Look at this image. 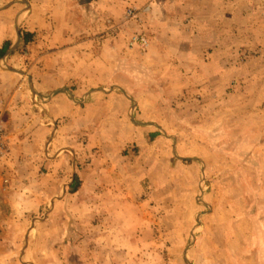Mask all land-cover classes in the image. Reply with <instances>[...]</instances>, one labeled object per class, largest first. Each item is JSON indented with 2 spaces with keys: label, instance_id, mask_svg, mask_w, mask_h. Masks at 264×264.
Returning a JSON list of instances; mask_svg holds the SVG:
<instances>
[{
  "label": "rangeland",
  "instance_id": "1",
  "mask_svg": "<svg viewBox=\"0 0 264 264\" xmlns=\"http://www.w3.org/2000/svg\"><path fill=\"white\" fill-rule=\"evenodd\" d=\"M89 1L0 0V264H264L261 13L211 2L162 62L144 6Z\"/></svg>",
  "mask_w": 264,
  "mask_h": 264
},
{
  "label": "crops",
  "instance_id": "2",
  "mask_svg": "<svg viewBox=\"0 0 264 264\" xmlns=\"http://www.w3.org/2000/svg\"><path fill=\"white\" fill-rule=\"evenodd\" d=\"M91 1H96V0H90L89 3ZM112 1V0H110ZM127 3L129 2H133L136 3L137 5H141L144 6V14L143 16H145L146 20H149V25L151 26L150 31L153 33V45H155L153 47V49L151 50V56H155L158 60V55H160L161 61L164 62V60L167 58V55L172 54V55H176V57H180L186 60V58L183 56L185 55V53H189V52H197L199 51L200 47H204L202 41H200L198 43L199 48H197V44L196 46H193L192 43V37H195L196 39L200 40L203 36L204 33H206V28H207V21L209 20V11L207 6H209V3H217L216 5L218 10H219V15H218V20H221L222 24V28L221 26L219 27V33L222 34V36L225 35V33L227 32V22L224 21L223 19H228L230 20V8H227L230 6V3L228 0H126ZM198 6H201L200 9L197 10L196 9ZM233 12H235V15L238 16V18L240 17V19L243 18H247V21H255V14H260L261 13V17L264 18V0H236L233 3ZM237 7V8H236ZM248 9L250 11H253L252 14H248V15H244V13L242 12L243 10ZM232 9V8H231ZM241 13V14H240ZM262 19V18H261ZM195 20V23L197 21L196 24H194L193 27H191L192 22ZM264 20V19H263ZM245 21V22H247ZM191 22V24H189ZM185 26H181V24ZM250 25V26H249ZM249 29L252 28L251 33H256L257 31V22H252L249 23L248 25H246ZM178 28V29H177ZM181 31L184 34H188L185 31H189L188 36H190V40L188 41L189 45H188V49L182 47V48H178L175 43H179L180 45L183 44V40H175L174 37H176L175 35L177 34V37L179 38L180 35L183 36V33H179L178 32ZM198 31V32H197ZM240 31V30H239ZM244 31V28L243 30ZM192 32V33H190ZM197 32V34L195 33ZM77 38V36H76ZM160 40V41H159ZM159 42V45H162L164 48L161 49L159 47L156 46V43ZM207 47V46H205ZM176 48V49H175ZM81 49H84V46L81 45L78 41L76 42V79H78L80 77V67L82 64H77L80 61V55L79 53L81 52ZM161 50L159 53H157L156 51ZM168 53V54H166ZM181 55V56H179ZM95 58V56H93ZM92 57V58H93ZM165 58V59H164ZM182 59V60H183ZM184 61V60H183ZM156 62V61H155ZM164 64H169V63H164ZM93 65H97V64H93ZM97 68V67H96ZM95 68V69H96ZM105 68L108 69L109 73L111 72L113 66L112 64H109L107 66V64H105ZM95 79V78H94ZM101 78V82L105 83L106 81L104 79H106L104 77V79ZM96 82V79L94 81V83ZM105 154V153H103ZM106 160L107 158H104L102 160H96L97 162L102 161L103 164H106ZM1 165L5 164V161L0 163ZM99 173H94L91 176L93 178V181L95 185L99 184L102 181H105V174L104 177L102 176V171Z\"/></svg>",
  "mask_w": 264,
  "mask_h": 264
},
{
  "label": "trees",
  "instance_id": "3",
  "mask_svg": "<svg viewBox=\"0 0 264 264\" xmlns=\"http://www.w3.org/2000/svg\"><path fill=\"white\" fill-rule=\"evenodd\" d=\"M32 38H33V35L30 34V33H26V34H24V35L22 36V40H23L26 44L29 43V42H31V41L33 40ZM9 47H10V42H9V41H6V42L2 45V47H0V60L3 59V58L6 56L8 50H9Z\"/></svg>",
  "mask_w": 264,
  "mask_h": 264
},
{
  "label": "built area",
  "instance_id": "4",
  "mask_svg": "<svg viewBox=\"0 0 264 264\" xmlns=\"http://www.w3.org/2000/svg\"><path fill=\"white\" fill-rule=\"evenodd\" d=\"M133 44H136V42L133 43ZM142 45H143V46H146V45H147V41H146V39H142ZM0 111H1V108H0Z\"/></svg>",
  "mask_w": 264,
  "mask_h": 264
}]
</instances>
